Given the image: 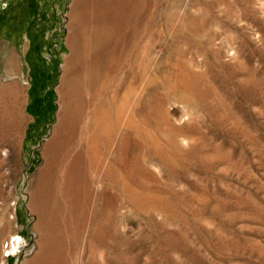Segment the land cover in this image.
<instances>
[{
  "label": "rangeland",
  "instance_id": "1",
  "mask_svg": "<svg viewBox=\"0 0 264 264\" xmlns=\"http://www.w3.org/2000/svg\"><path fill=\"white\" fill-rule=\"evenodd\" d=\"M89 3L0 0V87L24 114L13 148L2 100L0 264L45 236L62 264H264V0H148L126 28Z\"/></svg>",
  "mask_w": 264,
  "mask_h": 264
},
{
  "label": "bare ground",
  "instance_id": "2",
  "mask_svg": "<svg viewBox=\"0 0 264 264\" xmlns=\"http://www.w3.org/2000/svg\"><path fill=\"white\" fill-rule=\"evenodd\" d=\"M74 1H75V5H77V6L79 5L82 9L87 8V5L89 3V0H74ZM98 1H99L100 5L102 6L101 9L104 10L105 14L107 16L111 17V20H113L116 25H119V26L121 25L122 27L125 26V28L130 24V22H129L130 19H132L134 16H138V15L142 14V12L144 11V9L148 3V0H98ZM109 19L110 18H108V20ZM122 27H120V28H122ZM12 60H10V61H12ZM3 99L4 100L6 99L5 100L6 105L4 108L5 109L4 110L5 111L4 119H5V121H8L7 125L9 126V130L7 132L10 133L12 136L14 134L13 132L17 131V129L20 127L21 122L24 121L23 120L24 114H23V111L21 109L20 99L18 98V92L15 91V89H13L10 86L3 87V88L0 87V109H2L1 105H2ZM68 121L70 122L69 119H68ZM2 124H4V123H2ZM3 128H5V127H3ZM21 128H22V126L20 127V129ZM70 128H71L70 124L67 123V120H66L65 116L63 115V106L60 105V110L58 112L57 124L54 127V131L52 133L51 139L45 145V151H46L45 164L40 169L39 179H38L39 183H38V186H36L37 189H35V191H37L38 200L34 203L33 208L37 209V211L39 212V222H42L43 220L45 221V219H47V205H46V203H47L46 202L47 201L46 196H47V191H48L47 185H48V183H50L49 181H50V178L52 175L53 163H55L60 152L63 149L64 140L67 137V135H69L68 133L70 131ZM17 132H15V133H17ZM8 135H6V136H8ZM0 137H1V134H0ZM5 137H4V139H5ZM14 137L16 138L18 136L9 137L10 138L9 144L11 146H13V148H16L17 147L16 144L19 142V140L17 141V143H15ZM0 139H2V137ZM16 139H18V138H16ZM5 140L8 141V139H5ZM4 143H6V142H4ZM9 144H7V145H9ZM64 148H65V146H64ZM11 150H13V149H11ZM73 168L75 170L77 169L78 171L80 170L79 172L83 171V170H81V163H79V162L76 163L73 166ZM82 168H83V166H82ZM71 180H72V178H71ZM41 225H42V223H41ZM45 225H47V224H45ZM49 227H51V226H49ZM48 230H50V229H48ZM51 233H52V230H51ZM14 236H16V235H14ZM45 237L40 238L39 248L34 253L32 258L28 261L29 264H62V262H60V259H62V258L59 259V257L57 256V254L55 252L56 247L54 246V243H53L54 240L52 239L53 240V242H52L51 239H45ZM10 239L8 240L9 246L7 248L9 249V251L15 250L16 243H17V240L19 238H14L12 245H11Z\"/></svg>",
  "mask_w": 264,
  "mask_h": 264
}]
</instances>
